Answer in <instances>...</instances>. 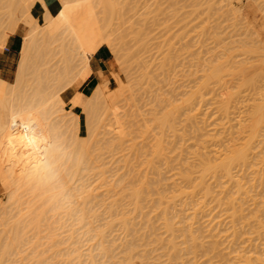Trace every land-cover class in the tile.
<instances>
[{
	"label": "rangeland",
	"instance_id": "374dc122",
	"mask_svg": "<svg viewBox=\"0 0 264 264\" xmlns=\"http://www.w3.org/2000/svg\"><path fill=\"white\" fill-rule=\"evenodd\" d=\"M130 1L133 6L139 1L141 13L123 26L121 37L115 33L114 49L104 45L94 54L91 75L80 76L63 96L66 109L74 110L76 87L86 100L101 85L102 103L120 113L121 127L109 124L106 136L104 128L97 131L98 163L79 177L85 181L101 165L91 171L95 191L87 208H77L69 193L58 195L61 208L47 213L51 222L65 223L57 232L60 255L51 264H255L254 252L264 249V127L251 142L246 163H234L230 173L223 164L229 149L245 147L253 135V111L264 98L263 22L238 0ZM54 3L56 14L61 2ZM110 7L116 14L117 7ZM4 11L0 1V27L11 21ZM19 25L18 50L24 30ZM216 65L220 76L209 80ZM219 92L231 99L229 105ZM76 108L80 135L88 137L87 115L82 106ZM93 125L98 127L97 120ZM70 144L58 139L54 164L67 178L76 171ZM237 181L244 184V196ZM0 197L7 199L1 187ZM43 197H34V210L49 209L51 202ZM21 218V239L35 242L34 216ZM90 220L101 239L87 232ZM4 233L0 229V260ZM73 241L81 247L80 263L68 256ZM49 247L40 243L22 264L43 260ZM242 255L251 261L239 262Z\"/></svg>",
	"mask_w": 264,
	"mask_h": 264
},
{
	"label": "bare ground",
	"instance_id": "6f19581e",
	"mask_svg": "<svg viewBox=\"0 0 264 264\" xmlns=\"http://www.w3.org/2000/svg\"><path fill=\"white\" fill-rule=\"evenodd\" d=\"M0 1L5 5L4 14L11 18L7 26L0 27V67L7 57V42L18 34L20 23L24 27L18 54L12 58V65L16 67L12 72L15 79L12 82L6 80L0 86V187L7 195L6 200L0 197V229L5 232L4 235L7 233L2 244L3 258L0 264H22V257L34 252L37 245H44L45 242L50 245L48 256L43 260L37 258L31 263L51 264L60 255L57 232L65 223L61 219L51 222L46 217L47 213L61 208L60 200L56 199L58 195L63 197L69 193L75 194L77 208L82 205V211L87 208L92 202L87 200L95 191V179L91 171L101 165L94 166L85 181L81 182L82 178L79 177L82 171L89 170L94 163H98V157L93 155V147L97 143L95 137L99 135L97 131L104 128L106 136L109 134V124L115 130L121 127L120 113L112 106L102 103L105 90L101 85L96 86L86 100L82 90L76 87L77 91L72 97L74 110L66 109L63 96L75 86L80 76L85 79L91 75L94 54L104 45L114 49L115 33L121 37L123 26L140 14L142 7L139 1L133 6L130 0H60L56 14H53L54 0ZM238 1L242 4L241 8L248 5L264 25V0H251L246 4L242 0ZM111 5L117 7L116 14L109 12ZM232 6L233 9L237 7L234 3ZM220 72V66H213L208 79H217ZM219 97L222 102L225 101L224 106L229 105L231 99L225 97L224 93L219 92ZM77 106H82L87 115L88 137L80 135L81 116ZM95 120L98 123L96 129L93 125ZM252 122L253 135L246 146L238 149L234 145L228 151L223 164L227 173H230L234 163L247 162L251 142L264 127V98L259 100L253 111ZM62 137L73 146L71 160L76 171L69 178L68 174L58 173L54 167L56 143ZM236 186L237 192L244 196V184L237 181ZM55 189L59 191L54 197L46 195ZM177 191L184 193L181 189ZM107 193L104 195V205ZM23 194L32 199L21 202ZM34 197L50 201L49 209L34 210ZM241 203L240 210L243 212V199ZM23 204L28 207L22 208ZM28 215L34 216L33 227L39 233L37 238L35 236V242L28 238L22 240L20 236L19 227L23 221L21 216ZM79 221L80 219L77 222ZM168 225L166 224L167 229ZM106 226L113 227V222L108 221ZM87 232L96 233L93 240L102 238L92 220ZM76 243L73 241L67 246L71 249L68 256L75 255L80 263L81 247L76 246ZM174 250V256L177 257V246H174ZM45 253L46 250L43 254ZM254 253L257 256L251 260L255 264H264V249ZM251 260L245 255L239 258L241 263ZM129 264H132L131 260Z\"/></svg>",
	"mask_w": 264,
	"mask_h": 264
},
{
	"label": "crops",
	"instance_id": "0c3cea01",
	"mask_svg": "<svg viewBox=\"0 0 264 264\" xmlns=\"http://www.w3.org/2000/svg\"><path fill=\"white\" fill-rule=\"evenodd\" d=\"M109 12L112 14L111 7ZM20 35L16 34L9 39L6 45L7 57L3 65L0 67V85L3 84L6 80L12 79L13 77V62L12 58H15L18 52L17 45L20 39Z\"/></svg>",
	"mask_w": 264,
	"mask_h": 264
}]
</instances>
